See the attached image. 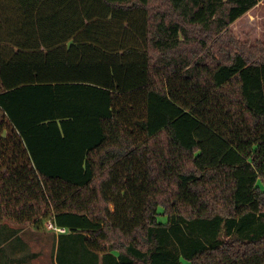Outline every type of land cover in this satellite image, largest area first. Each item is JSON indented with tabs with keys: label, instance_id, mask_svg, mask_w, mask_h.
<instances>
[{
	"label": "trees",
	"instance_id": "obj_1",
	"mask_svg": "<svg viewBox=\"0 0 264 264\" xmlns=\"http://www.w3.org/2000/svg\"><path fill=\"white\" fill-rule=\"evenodd\" d=\"M260 1L0 0V264H264Z\"/></svg>",
	"mask_w": 264,
	"mask_h": 264
},
{
	"label": "rangeland",
	"instance_id": "obj_2",
	"mask_svg": "<svg viewBox=\"0 0 264 264\" xmlns=\"http://www.w3.org/2000/svg\"><path fill=\"white\" fill-rule=\"evenodd\" d=\"M230 29L242 41L253 44L264 43V0L234 21ZM258 185L264 190L262 181H258ZM160 219L164 220V217L161 216ZM49 223V221H42L37 228L26 225H9L20 230L22 240L28 245V251L37 254L36 257L22 264H54L57 231L49 228L47 226Z\"/></svg>",
	"mask_w": 264,
	"mask_h": 264
},
{
	"label": "built area",
	"instance_id": "obj_3",
	"mask_svg": "<svg viewBox=\"0 0 264 264\" xmlns=\"http://www.w3.org/2000/svg\"><path fill=\"white\" fill-rule=\"evenodd\" d=\"M47 226H48L49 228L53 229V230H56V231H64L63 228L55 227L52 223H49Z\"/></svg>",
	"mask_w": 264,
	"mask_h": 264
},
{
	"label": "crops",
	"instance_id": "obj_4",
	"mask_svg": "<svg viewBox=\"0 0 264 264\" xmlns=\"http://www.w3.org/2000/svg\"><path fill=\"white\" fill-rule=\"evenodd\" d=\"M9 252L11 253V252H12V250L10 249V251H9ZM10 253H9V254H10Z\"/></svg>",
	"mask_w": 264,
	"mask_h": 264
}]
</instances>
